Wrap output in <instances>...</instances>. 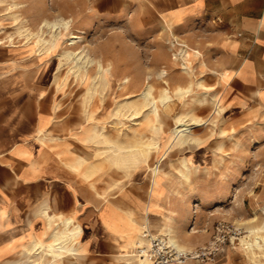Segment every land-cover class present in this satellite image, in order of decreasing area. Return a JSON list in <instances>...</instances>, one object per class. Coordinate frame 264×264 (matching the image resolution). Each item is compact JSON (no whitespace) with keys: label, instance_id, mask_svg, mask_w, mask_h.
<instances>
[{"label":"rangeland","instance_id":"1","mask_svg":"<svg viewBox=\"0 0 264 264\" xmlns=\"http://www.w3.org/2000/svg\"><path fill=\"white\" fill-rule=\"evenodd\" d=\"M14 1L21 3L22 7L16 12L20 18L27 19L25 25L32 30L35 29L36 14L45 15L43 17L50 20L56 16L70 19V30L81 37L75 49L84 47L91 59H98L111 71L105 73V89L96 83L90 102L85 92L91 83V76L96 74L95 64L88 69L84 80L69 75L56 90L51 78L57 65L56 54L66 48V35L63 33L57 43L37 56L31 42L25 43L24 38L17 36V25L5 10L7 2H0V38L5 40L3 44L21 46L26 50V64H17L14 74L28 76L32 80L36 73L37 78L49 85L51 92L57 93V108L61 112L59 139L64 145L71 146L68 148L72 153L64 159L71 161L60 165L68 189L62 197V205L64 208L67 205L75 206L72 214H62L73 218L81 227L76 245L86 252L93 248L94 252L103 253L113 260L115 253L127 250L126 245L137 237L138 229H146L151 239L170 228L176 242L191 256L207 247L212 236L217 234L226 241L216 252L212 264L218 260L257 264L249 259L240 238L249 234V228L260 227L264 223V101L253 99L246 105L232 104L233 86L223 91L232 73L227 72L228 76L220 78L224 70L215 68L214 63L210 65L215 55L206 48L210 45L206 43L208 33L204 30V23L196 21L190 30L169 29L162 20L150 21L139 27L132 18L137 10L142 8L145 11L147 8L143 0H109L111 3L108 7H101L97 0H42L27 8L21 1ZM119 12L125 13L124 16H105V13ZM8 35L12 37L11 43L7 41ZM177 42H183L199 52L198 55L186 51V60L190 69L194 70L190 77L181 69L178 53L181 47ZM173 54L177 56L175 59ZM201 60L205 61L206 68L198 67ZM28 66L34 69L25 72L24 67ZM66 70L67 66L63 65L60 73L64 75ZM161 71L164 74L158 76ZM148 74L151 76L149 81L154 95H158L162 87H167L172 95L168 110L161 106L158 108V123L161 126V134L157 139L159 147L150 152L144 162L132 159L114 165L109 157L103 158L109 150L99 153L109 145L88 138L95 126L102 128L103 134L112 144L120 142L123 146H129L150 136L151 114H138L137 118H131L129 109L116 110L117 105L126 100L125 97L138 101L136 94ZM124 78H127V83L122 82ZM199 78L205 86H213L209 92L216 93L220 98L223 112L219 116L214 114L211 103L198 105L192 102L196 93L201 91L194 86L192 92L183 98L172 94L176 86H185L190 79L195 81ZM218 78L223 83L217 84ZM190 108L194 115L204 121L202 125L191 126V134L198 142L181 144L172 141L169 136L173 117ZM220 129L224 131L223 134L219 133ZM43 136L45 138V134ZM97 139L101 140L102 137ZM80 157L84 159L81 164L78 163ZM182 173L187 174V179ZM81 188H90L97 198L86 194L81 196L82 203L75 194L74 200L68 195L74 189ZM158 193L160 205L168 210L167 216L175 220H149L151 227H148L147 220L138 224L116 209H134L133 201L143 195L137 205L146 219H151L156 215ZM39 211L36 215L45 224ZM94 217L103 226L105 239L99 237L93 245L84 244L86 230L80 221ZM86 252L81 258L64 261V264H86ZM127 258L122 259L118 254L114 260L121 262L116 264H126L124 259ZM259 258L260 261L264 259ZM184 264L198 262L188 259Z\"/></svg>","mask_w":264,"mask_h":264},{"label":"crops","instance_id":"2","mask_svg":"<svg viewBox=\"0 0 264 264\" xmlns=\"http://www.w3.org/2000/svg\"><path fill=\"white\" fill-rule=\"evenodd\" d=\"M19 1L27 8L42 0ZM110 3L97 0L101 7H108ZM142 3L147 4V8L137 10L132 18L139 27L162 20L169 29L190 30L196 21L204 23L208 33L206 43L210 45L206 48L215 55L210 65L214 63L215 68L232 73L223 89L226 91L233 86L232 104L246 105L253 99L264 101V0H143ZM124 14L105 13V16L122 17ZM43 16H34V27ZM185 45L188 52L199 55ZM20 47L0 43V264H22V246L45 235L46 223L36 215L43 204L55 214H72L75 208L62 205V197L68 189L60 165L67 162L64 159L72 153L68 148L71 146L59 139L61 112L57 108V93L51 92L49 85L37 78L35 72L32 80L14 74L17 64H26V50ZM198 67L206 68L205 61H199ZM32 69L33 66L24 67L25 72ZM221 83L218 78L217 84ZM74 194L80 199L86 194L97 198L90 188L74 189L68 195L74 200ZM142 197L133 201L134 209L115 208L138 224L147 220L148 227L152 220L164 222L170 218L168 210L159 203L158 193L156 215L146 219L137 205ZM96 217L80 221L86 230L84 244L93 245L99 237L105 239L103 226ZM122 252L115 256L120 254L123 259ZM86 253V264L121 263L115 262V256L111 260L103 253L94 252L93 248ZM216 264L235 262L218 260Z\"/></svg>","mask_w":264,"mask_h":264},{"label":"bare ground","instance_id":"3","mask_svg":"<svg viewBox=\"0 0 264 264\" xmlns=\"http://www.w3.org/2000/svg\"><path fill=\"white\" fill-rule=\"evenodd\" d=\"M21 7V3L11 0L7 1L5 10L7 11L6 13L13 18L15 24L17 25V36H19V38H24L25 43L30 41L31 45L33 46V51L37 56L43 54L51 47V45L57 43L62 35H66L64 39V46L66 44V48L62 49L61 52L56 54L57 65L55 66L51 78L56 90H59L69 75H73L75 78L79 77L81 81L84 80L88 74V69L93 64L96 65V74L91 76V85L89 84L87 86L85 92L86 99L88 102H90L96 90V83L101 85L102 88L105 86V73L108 71V68H105L99 61H97L98 59H91L84 47L75 49V46L77 42L80 41L81 37L74 34L70 30L72 23L70 19H65L62 16H56L52 20L42 17L36 24L35 29L32 30L25 25L26 19L20 18L16 12L17 9ZM1 31L2 28L0 29V33ZM7 37V41L11 43L12 37L10 35ZM174 38L177 41L176 37ZM2 42H5V40L0 38V43ZM177 44L185 47V49L181 48L179 53L181 59V69L188 77H190L192 74V69H190L189 62L186 60V51H189V49L183 42H177ZM176 57V54H173V58L175 59ZM63 65L67 66V70L65 71L64 75L60 73L61 67ZM108 72L110 73L111 71ZM162 74H164V71H161L158 76H161ZM226 75L227 72L222 71L220 73V78H223ZM150 78L151 76L148 74L142 88L136 94L138 101L134 102L131 99L129 100L128 96L125 97V101L119 103L116 107L117 111L121 110L122 108L129 109L131 111V118H137L138 114H140V116H147L148 114H151L152 118L149 125L150 136H148L146 139L141 138V140L136 141L133 145L123 146L120 142L118 144H112L110 140L106 138L105 134H103L102 128L95 126L88 138L89 140L93 139L95 142H101L109 145V147L101 149L99 153L102 154L108 152L109 150L107 155H104L103 158L109 157L114 165H120L132 159H141L144 162L150 152H154L159 147L157 139L161 134V126L158 123V108L161 106V108H167L168 110L169 103L172 100V95H170V91L167 87H162L159 90L158 95H154L153 86L149 81ZM201 80L202 79L200 78L196 79L195 81L190 79L185 86H176L173 89L172 94L174 97L177 96L183 98L189 92H192L194 86L197 90L201 91L196 93V96L193 98L192 102L198 105H202L206 102L211 103L214 114L219 116L223 112V107L220 105V98L216 93L209 92L213 86L211 88L209 86L207 87L202 83ZM122 82L127 83V78H124ZM98 88L99 87L97 86V89ZM103 89H105V87ZM86 99L84 98V100ZM203 123L204 121L202 118L193 114L192 108L186 112L176 114L173 117V127L170 131L169 139L172 141H178L181 144L197 143L198 139L191 134V126L202 125ZM219 133L223 134L224 131L220 129ZM99 136L102 137L101 140L97 139ZM109 153L110 155H108ZM83 161L84 159L80 157L78 163L81 164ZM182 176L187 179L186 173H182ZM152 210L154 211V209ZM262 210L264 211V208H262ZM40 215L45 220L47 232L41 238L32 239L27 244L22 246V264H64V261L70 262L72 259H79L84 255L85 251L82 250L79 245H76V240L81 234V227L75 223L73 218L70 216H64L62 213L55 214L48 206L41 208ZM138 230L137 237L129 242L126 245L127 250L121 253L122 256L128 257L125 259L126 264H150V260L147 255L144 252L140 253L137 250V247L141 246L143 251H145L146 247L151 245L155 238L160 240L163 246H172L176 253H183L184 255L188 254L184 248L176 242L174 236L171 235L170 228H168L165 232H161L162 236L157 235V237L151 239L144 237V234H142L144 231H140V229ZM248 232L249 234L240 238V243L249 259L256 262L257 264H264V259L263 261L259 260V257L264 258V223L260 227L249 228Z\"/></svg>","mask_w":264,"mask_h":264},{"label":"built area","instance_id":"4","mask_svg":"<svg viewBox=\"0 0 264 264\" xmlns=\"http://www.w3.org/2000/svg\"><path fill=\"white\" fill-rule=\"evenodd\" d=\"M177 45L185 49L184 46ZM180 49L178 53H180ZM142 234H144V237L149 238L146 229ZM225 241V238H219L217 234H214L211 240L207 243V247H203L201 250L194 252L193 256L190 254L184 255L183 253H176L172 246H163L161 241L156 238L152 241L151 245L146 247L145 251H143L141 246L137 247V250L140 253L144 252L147 255L150 264H184L188 259H195L198 264H212L215 261L216 252L219 251ZM229 243L231 244L232 242L230 241Z\"/></svg>","mask_w":264,"mask_h":264}]
</instances>
